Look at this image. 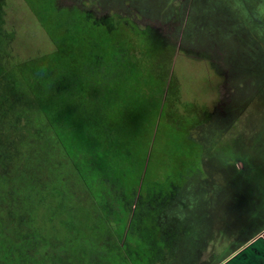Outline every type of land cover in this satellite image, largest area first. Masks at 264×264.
<instances>
[{"label": "rangeland", "instance_id": "1", "mask_svg": "<svg viewBox=\"0 0 264 264\" xmlns=\"http://www.w3.org/2000/svg\"><path fill=\"white\" fill-rule=\"evenodd\" d=\"M262 80L264 0H0V92L80 167L0 103V264H264L232 208Z\"/></svg>", "mask_w": 264, "mask_h": 264}, {"label": "trees", "instance_id": "2", "mask_svg": "<svg viewBox=\"0 0 264 264\" xmlns=\"http://www.w3.org/2000/svg\"><path fill=\"white\" fill-rule=\"evenodd\" d=\"M12 84L14 87H16V89L18 88L17 80H13L11 86ZM28 96V94L19 90H8L0 92V103L6 101L7 99L9 101H13L12 108L5 109L9 110L7 111V113H5V117L10 118L13 131L15 133L21 134V130H24L26 132L29 131L30 134L37 133L40 136H43L42 141H47L50 144V148L54 150L57 149V151H59L63 156H67V160L73 167H75V169H80L78 161L76 159L78 151L76 152V154L73 151L77 149V146L74 145L75 142L69 143L66 140L65 133H67V131L64 129V126L61 122L59 123L61 129H63L61 131H58V129L56 128L57 124L53 125V123H51L49 119L46 123H44L45 125L42 126V128H37L32 125V113H27L25 111L19 110V107L21 105L19 100L25 97L28 99ZM42 99H44L42 95L41 97H38L39 103L41 104V106H39L40 108H38L41 109L40 115L49 118L47 112L45 111V108L42 106V102H40L42 101ZM5 110H3L0 106V112H3ZM25 110L32 111V108H25ZM17 115H23L25 118V122L28 125H24V123L15 120L18 117ZM51 135H53L56 139H54V137L52 138ZM239 160L243 162V165L242 167H237V169L233 170L234 184L232 189L234 191L235 197L232 198L234 200L232 202V208L236 211V213H238L239 223L242 222L244 224V228L240 230L241 239H239L238 242L234 244L235 248L233 249V251L244 245L246 242H248L254 236L264 230V175L262 177L260 169H247L249 166L248 157L247 159L246 157H240ZM5 174L6 172H0L1 176L7 177ZM246 176H248L251 181L250 185L246 186L244 185V183L239 184L241 179ZM123 212L128 213L127 211Z\"/></svg>", "mask_w": 264, "mask_h": 264}, {"label": "flooded vegetation", "instance_id": "3", "mask_svg": "<svg viewBox=\"0 0 264 264\" xmlns=\"http://www.w3.org/2000/svg\"><path fill=\"white\" fill-rule=\"evenodd\" d=\"M263 82H264V80H262ZM260 85H261V83H260ZM261 87V86H260ZM260 87H258V90H260ZM261 159H264V154L262 153V158ZM250 162H253V160L252 159H250ZM261 177V176H260ZM263 177V176H262ZM234 179V178H233ZM242 181V182H241ZM241 181L239 182V184L240 183H244V185H246V186H249L250 185V179H249V177L248 176H246V177H243V179H241ZM233 182H234V180H233Z\"/></svg>", "mask_w": 264, "mask_h": 264}, {"label": "crops", "instance_id": "4", "mask_svg": "<svg viewBox=\"0 0 264 264\" xmlns=\"http://www.w3.org/2000/svg\"><path fill=\"white\" fill-rule=\"evenodd\" d=\"M256 262H258V263H256V264H260L259 261H256Z\"/></svg>", "mask_w": 264, "mask_h": 264}]
</instances>
